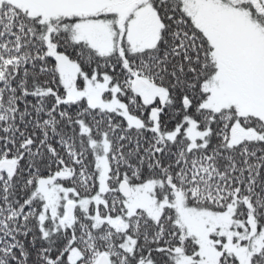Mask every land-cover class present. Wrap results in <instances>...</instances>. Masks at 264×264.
<instances>
[{
  "label": "snow or ice",
  "instance_id": "snow-or-ice-1",
  "mask_svg": "<svg viewBox=\"0 0 264 264\" xmlns=\"http://www.w3.org/2000/svg\"><path fill=\"white\" fill-rule=\"evenodd\" d=\"M0 264H264V0H0Z\"/></svg>",
  "mask_w": 264,
  "mask_h": 264
}]
</instances>
